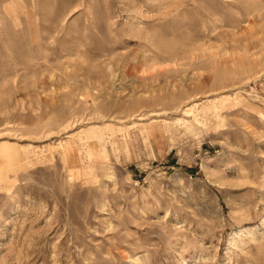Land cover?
<instances>
[{"label": "rangeland", "instance_id": "1", "mask_svg": "<svg viewBox=\"0 0 264 264\" xmlns=\"http://www.w3.org/2000/svg\"><path fill=\"white\" fill-rule=\"evenodd\" d=\"M0 264H264V0H0Z\"/></svg>", "mask_w": 264, "mask_h": 264}]
</instances>
